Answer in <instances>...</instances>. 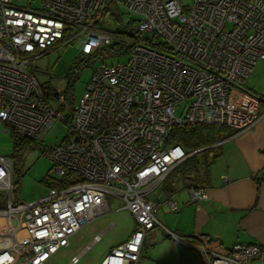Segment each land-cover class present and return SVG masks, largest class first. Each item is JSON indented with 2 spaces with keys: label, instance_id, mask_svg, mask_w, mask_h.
<instances>
[{
  "label": "built area",
  "instance_id": "1",
  "mask_svg": "<svg viewBox=\"0 0 264 264\" xmlns=\"http://www.w3.org/2000/svg\"><path fill=\"white\" fill-rule=\"evenodd\" d=\"M113 9L133 17L127 61L92 71L66 124L65 95L48 96L27 65L65 42L74 41L83 55L112 45L118 35L98 23ZM259 61L264 0H0L2 134L43 143L54 124L65 123L67 137L42 146L41 155L52 163L50 176L59 177L51 180L72 177L70 185L18 202L14 162L0 155V264H45L110 212L108 197L122 203L135 225L101 264H138L155 228L177 248L196 250L205 264H264V248L256 245L224 247L176 235L157 219L163 205L176 211V203L149 199L194 154L167 143L173 128L216 125L237 135L256 125L264 101L244 83ZM188 194L193 203L207 199L204 188Z\"/></svg>",
  "mask_w": 264,
  "mask_h": 264
},
{
  "label": "crops",
  "instance_id": "2",
  "mask_svg": "<svg viewBox=\"0 0 264 264\" xmlns=\"http://www.w3.org/2000/svg\"><path fill=\"white\" fill-rule=\"evenodd\" d=\"M260 112L252 129L220 142L216 152L207 155V167L190 171L186 178L174 174L177 168L166 176L149 196L177 205L176 211L162 206L157 214L161 225L179 236L215 239L224 247L234 243L264 247V105ZM194 187H203L207 199L190 202L188 191ZM138 264L205 263L196 250L177 248L155 228L143 241Z\"/></svg>",
  "mask_w": 264,
  "mask_h": 264
},
{
  "label": "rangeland",
  "instance_id": "3",
  "mask_svg": "<svg viewBox=\"0 0 264 264\" xmlns=\"http://www.w3.org/2000/svg\"><path fill=\"white\" fill-rule=\"evenodd\" d=\"M184 4H191V0H179ZM113 10V14L103 17L98 27L112 33L122 31L125 25L133 19L123 11ZM120 20V22L118 21ZM69 38V37H68ZM128 55H116L107 47L91 55L80 53L74 41L65 42L59 48L31 61L27 69L40 85L48 92L64 94L66 97L65 115L70 106L79 104L83 97L86 84L92 71L100 65L111 66L127 61ZM90 59L89 61H87ZM244 89L264 101V62H257L252 75L245 81ZM184 104L181 105L183 107ZM178 113V112H177ZM0 124V155L11 156L13 144L8 134H2ZM68 135L65 123L57 122L45 136L43 143H36L27 147L21 154L15 167V197L18 202L30 203L44 196L48 192L46 180H59L58 176H50L52 163L41 155L42 146L58 144ZM110 212L92 221L75 233L68 245L55 254L45 264H69L71 258H78L75 264H101L105 256L113 249L127 241L134 230V219L130 212L122 208V203L113 197H108ZM98 239L94 241V238ZM143 259L141 260V262ZM258 263L254 261L251 264Z\"/></svg>",
  "mask_w": 264,
  "mask_h": 264
},
{
  "label": "trees",
  "instance_id": "4",
  "mask_svg": "<svg viewBox=\"0 0 264 264\" xmlns=\"http://www.w3.org/2000/svg\"><path fill=\"white\" fill-rule=\"evenodd\" d=\"M118 14L120 13L118 9H113ZM108 14H113V11ZM120 15V14H119ZM120 22V20H118ZM133 21L130 20L125 25H122V31L114 32L118 35L114 39V42L112 45L108 46L107 48L114 52L116 55H128L130 47L132 45L130 38L133 35ZM105 48V47H104ZM96 54L91 55L92 58L96 56ZM88 59L87 61H89ZM41 89L44 92H47L48 96H54L55 92H48V89L40 85ZM66 98V97H65ZM261 105H264L262 103ZM66 104L61 107V110L64 112L66 110ZM75 106H70L68 109V113L66 115V124H70L72 120V114L74 111ZM233 131L229 130L228 128L222 127V126H216V125H202L195 128H188V127H175L170 132L169 138L167 143L169 144H178L182 146L188 153H194L192 156H190L187 160H185L174 172V174L179 173L183 178H186L190 171L197 172L198 167H207L206 161H207V155L213 152H216L217 145L233 136ZM10 138L12 140L13 144V153L11 155V158L14 162V165L16 167V163L19 160L22 152L29 147L30 145H33L35 143L30 141H21L17 137L13 135V133L10 134ZM217 154L213 155V159H215ZM198 176V175H197ZM72 177L68 175L66 178L60 182L56 183L53 180H46L44 183L48 186V188H61L67 185H70L72 183ZM17 184V179L15 181ZM197 188V187H194ZM203 188V187H199ZM4 208V201L3 196L0 194V210ZM264 248V247H261Z\"/></svg>",
  "mask_w": 264,
  "mask_h": 264
}]
</instances>
